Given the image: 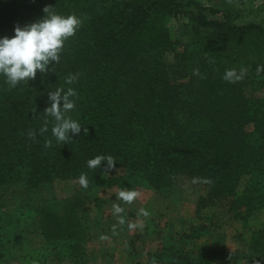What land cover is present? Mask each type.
<instances>
[{
	"label": "trees",
	"instance_id": "obj_1",
	"mask_svg": "<svg viewBox=\"0 0 264 264\" xmlns=\"http://www.w3.org/2000/svg\"><path fill=\"white\" fill-rule=\"evenodd\" d=\"M245 1L0 0V36L40 19L46 6L82 20L51 71L37 70L15 87L0 77V184L24 181L36 189L86 173L84 190L90 191L116 186L132 173L160 194L192 180L202 190L197 212L220 207L222 216L243 224L263 212L264 99L248 97L245 89L264 74V26L236 23ZM180 16L208 30L204 39L221 51V60L175 50L166 22ZM189 64H196L193 71ZM227 69H244L243 78L226 81ZM69 75L75 76L71 84ZM58 87L77 93L68 115L81 131L70 132L66 143L52 137V117L48 131H39L48 93ZM99 154L111 155L114 166L101 161L89 169L86 161ZM79 225L74 207L46 212L39 222L47 245L69 254L79 251ZM200 229L192 227V237H200ZM241 261L264 264V223L245 251L208 249L196 259L176 252L170 264Z\"/></svg>",
	"mask_w": 264,
	"mask_h": 264
},
{
	"label": "rangeland",
	"instance_id": "obj_2",
	"mask_svg": "<svg viewBox=\"0 0 264 264\" xmlns=\"http://www.w3.org/2000/svg\"><path fill=\"white\" fill-rule=\"evenodd\" d=\"M215 1L202 0L204 4ZM257 12L262 11H242L237 15L236 23L240 24ZM166 25L176 51L186 50L192 57H206L209 61L221 60V51L204 39L208 30L196 22L180 16L169 18ZM195 65L189 64L190 71ZM245 93L250 98L264 99V74L258 73ZM121 188H134L139 196L131 204L115 200V194ZM201 193V187L190 180L160 194L132 173H125L122 182L116 186H97L90 191L84 190L76 180H56L36 189L28 188L24 181L0 184V264H94V254L104 243L103 233L109 231L120 238L116 248L128 246L123 247L121 254H126H122L120 262L116 259L112 264H170L176 252H185L196 259L208 249L246 250L248 233L262 226L264 211L256 212L245 224L222 216L220 207H207L197 212L195 204ZM114 202L124 209L119 214L124 216L123 224L113 214ZM69 207L77 210L80 221L76 236L80 247L74 254H69L65 248L48 246L39 226L44 213L63 214ZM141 208L149 215H141ZM192 227L202 228L200 237H192Z\"/></svg>",
	"mask_w": 264,
	"mask_h": 264
},
{
	"label": "clouds",
	"instance_id": "obj_3",
	"mask_svg": "<svg viewBox=\"0 0 264 264\" xmlns=\"http://www.w3.org/2000/svg\"><path fill=\"white\" fill-rule=\"evenodd\" d=\"M51 9L52 7L46 6L43 9L45 14L40 19L23 27L15 26L14 35L11 37L0 36V77L10 87L35 78L37 70L41 73L51 71L60 61V53L65 41L74 36L81 26L82 20L75 13L63 15ZM52 62L55 64L49 68ZM244 71V69L239 72L236 69H227L223 79L229 82L242 79ZM74 80L75 76L69 75L66 83L71 84ZM76 95V90L72 87L66 90L58 87L48 93L51 103L44 110L46 118L39 131H48L47 117H52L54 123L51 127V135L56 143H66L72 140L70 132L77 134L81 131V123L68 115L76 107ZM84 132H87V128ZM28 135L35 136V132L29 131ZM52 142V139L46 140L45 147L50 146ZM101 161H106L107 167L112 168L115 159L111 155L99 154L88 159L86 164L89 169H96ZM78 182L82 188L88 187L89 180L86 173L80 174ZM138 196L139 192L134 188H121L115 194V200L131 204ZM112 210L119 222L123 224L124 216L119 215L124 212L121 204L114 202ZM140 214L145 217L149 215L145 208L140 209Z\"/></svg>",
	"mask_w": 264,
	"mask_h": 264
},
{
	"label": "crops",
	"instance_id": "obj_4",
	"mask_svg": "<svg viewBox=\"0 0 264 264\" xmlns=\"http://www.w3.org/2000/svg\"><path fill=\"white\" fill-rule=\"evenodd\" d=\"M241 23L242 24H244V23H256V24L264 26V11L250 14V16L244 18V21H242ZM253 231L254 230H251V232L248 233L249 238H248L247 247L249 245V240H250V237H251V234ZM119 239L120 238L118 237V235L112 233L111 231L103 233V240L102 241L104 243H103V245L99 246V248H98L99 250L96 251V254H94L96 256V259H94L95 260L94 264H112L113 260H116V259L118 260V262H120L119 259L122 256V254L123 255L126 254V253L121 254V251H122L123 247H125L126 244L124 246L116 248V245H118L117 240H119ZM126 247H128V246L126 245ZM113 255H115V256H113Z\"/></svg>",
	"mask_w": 264,
	"mask_h": 264
},
{
	"label": "built area",
	"instance_id": "obj_5",
	"mask_svg": "<svg viewBox=\"0 0 264 264\" xmlns=\"http://www.w3.org/2000/svg\"><path fill=\"white\" fill-rule=\"evenodd\" d=\"M244 10L245 12L264 11V0H246Z\"/></svg>",
	"mask_w": 264,
	"mask_h": 264
}]
</instances>
